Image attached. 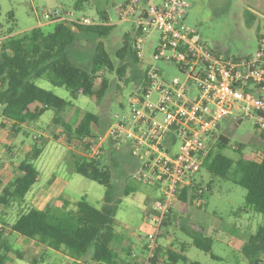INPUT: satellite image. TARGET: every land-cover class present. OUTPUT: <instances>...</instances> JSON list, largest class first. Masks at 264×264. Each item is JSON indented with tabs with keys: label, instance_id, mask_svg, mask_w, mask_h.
Returning a JSON list of instances; mask_svg holds the SVG:
<instances>
[{
	"label": "rangeland",
	"instance_id": "374dc122",
	"mask_svg": "<svg viewBox=\"0 0 264 264\" xmlns=\"http://www.w3.org/2000/svg\"><path fill=\"white\" fill-rule=\"evenodd\" d=\"M126 1L87 0L79 11L74 9L76 0H0V43L7 37L6 33L11 26L13 27L11 36L20 37L38 24L47 23L43 18L46 13L60 12L69 19L81 17L99 19L97 12L105 11L109 20L106 23L101 21L113 26V31L104 39L88 34L80 35L71 50V60L82 69L89 70L93 46L102 42L115 67H118L120 61L115 58L116 50L122 46L125 34L133 36L137 30L134 18L121 22L116 15V9ZM187 1L190 7L183 23L195 33L196 40L222 56L241 58L254 54L259 46V39L264 34V0ZM250 17L253 19L248 23ZM52 28V24L44 26L47 32ZM157 37L155 32L142 36L140 60L137 65L133 66L132 63L129 65L122 79L116 74H107L110 87L99 105L82 95L73 100L64 88L54 87L43 79H34L33 82L36 86L71 102L80 111L98 115L99 127H94V131L103 133L110 123H114L115 115L123 111L128 112L130 98L135 96L145 83L148 69L160 70L163 77L169 80L172 78L184 80V76L173 65L162 60H153L152 54L156 48ZM133 42L134 40L131 42L132 45ZM150 99H156L154 93ZM53 117L54 111L47 110L35 123L23 127V131L19 133H14L7 124L5 127L0 125V197L4 189L11 190L9 186L18 176V165L31 157L35 146L42 149L40 156L32 161L38 171V180L25 195L24 202L21 205H11L10 208L0 204V224L3 226L0 233L8 229L4 223L12 224L18 215L36 208L37 201L43 197H48V207L54 209L52 213L57 216L63 215V211L56 209L62 205L60 198L69 201L71 209L81 199H85L97 209L103 204L105 188L70 171V163L66 160L69 144L61 136L60 127L52 123ZM2 119L0 115V123ZM217 136L229 141L232 150H225L224 153L233 159L236 158L233 151L237 149V144L244 146V153L257 161L264 152V137L256 129L253 119L244 118L239 122H233L228 118L221 124ZM124 148L123 146L120 150H125ZM129 161L134 163L136 160L129 155L112 160L107 151L100 158L101 164L111 169L116 192L122 193L125 186L132 189L127 196L116 193L120 202L114 218V230L118 234L114 250L119 252L120 245L130 247L131 257L127 258L126 262L146 264L147 252L142 247L146 245L147 236L153 233L154 229L148 219L146 220L144 211L149 202L161 197V191L159 186L145 184L138 180L135 172L127 170L125 166ZM194 177L196 181L203 180L202 197L192 204L177 202L172 205L168 224L161 227V236L157 241L161 250L160 264L164 259V253L171 247L184 249L183 255L187 263L182 264L190 262L248 264L241 253V247L259 227L264 228V215L244 207L246 191L231 180L211 177L203 170ZM180 221H189L204 228L205 237L212 241L210 253H205L192 245L191 239L181 230ZM13 235V240L15 238L28 240L16 233ZM8 241L11 244L8 264H68L69 262L64 255L52 249H47L46 252L41 250L24 252L12 239ZM14 253L24 255L26 260L15 258L16 255H12ZM119 255L122 260L127 257L123 251H120ZM211 255L218 259L212 258ZM136 257L141 258V261H137ZM87 262L91 264L88 258Z\"/></svg>",
	"mask_w": 264,
	"mask_h": 264
},
{
	"label": "trees",
	"instance_id": "16d2710c",
	"mask_svg": "<svg viewBox=\"0 0 264 264\" xmlns=\"http://www.w3.org/2000/svg\"><path fill=\"white\" fill-rule=\"evenodd\" d=\"M86 1L76 0L74 9L80 11ZM97 13L99 19L105 23L109 20L105 11ZM9 19L11 20L12 17L10 16ZM252 19V17L248 18V23ZM50 24L53 28L49 32L45 31L44 26L35 27L20 37L11 36L13 33L11 26L6 33L7 37L0 43V115L12 124L14 133H19L23 125L35 123L47 110H53L52 123L60 127V134L64 140L68 144L80 143L82 138L93 133L94 127H99L100 117L80 111L71 102L36 86L33 80L43 79L54 87L64 88L73 100L82 95L99 105L110 87L107 74H116L122 79L131 63L133 66L138 64L140 59L134 45L139 31L136 30L133 36L124 35L123 44L115 53V58L120 61L118 67H115L103 43L98 42L93 46L91 67L86 70L75 65L71 60V50L79 36L88 34L104 39L110 35L114 27L110 25L73 27L66 21ZM132 40H134L133 45ZM261 136L263 137V134ZM237 146L233 151L236 158L233 159L224 153L225 150H232L229 141L218 136L200 171H205L211 177L231 180L245 189L244 207L264 215V152L257 161L244 153V146L241 144ZM106 147L97 158H87L70 149L66 156L71 172L105 188L103 204L99 209L87 203L85 199L76 202L71 209L69 208L71 203L60 198L62 205L56 209L63 211L62 216L54 215L52 211L55 210L49 207L43 211L32 208L18 215L12 224L3 222L4 225L10 232L63 253L74 261H80L79 264H87V258L91 264H129L119 257L117 250H114L116 239L114 218L120 202L116 193L127 196L132 189L125 186L122 193L116 192L111 169L103 166L100 158L106 151L112 160L120 156L132 157V155L127 147L123 151L115 150L110 144ZM41 152L42 149L35 146L31 157L18 165V176L9 186L11 190L4 189L0 197L2 206L7 208L24 202L25 195L38 180V171L32 161L37 159ZM126 167L134 173L137 170V162L129 161ZM202 185L203 180L196 181L194 176L190 177L179 189L173 204L194 203L202 197L204 190ZM171 212L172 210L164 225L168 224ZM179 226L191 239L195 248L210 253L212 241L205 237L204 228L189 221H180ZM10 251L11 245L4 238V233H0V264H8ZM183 252L182 247L179 250L171 247L164 253L161 264L187 263ZM128 253L127 250L126 255ZM241 253L248 264H264L263 227H259L254 235L248 237L241 247ZM160 255L161 250L158 247L150 264H160ZM211 256L218 259L214 255ZM17 258L22 259V256L17 254Z\"/></svg>",
	"mask_w": 264,
	"mask_h": 264
},
{
	"label": "built area",
	"instance_id": "2783aa9c",
	"mask_svg": "<svg viewBox=\"0 0 264 264\" xmlns=\"http://www.w3.org/2000/svg\"><path fill=\"white\" fill-rule=\"evenodd\" d=\"M189 7L187 0H127L116 9L119 21L135 19L138 58L142 36L155 32L153 60L173 65L184 80H169L160 70L148 69L145 83L130 98L128 112L115 115L103 133L93 130L80 143L69 144L70 150L87 158L100 157L108 144L115 150L127 147L137 162L138 180L160 187L161 197L149 202L144 211L154 229L147 236L146 264L159 247L161 227L179 189L201 170L221 124L228 118L233 122L250 118L264 134V34L252 55H219L185 27ZM43 18L48 23L66 21L73 27L106 25L98 18L69 19L60 12L46 13ZM153 93L155 100L150 99Z\"/></svg>",
	"mask_w": 264,
	"mask_h": 264
},
{
	"label": "crops",
	"instance_id": "0c3cea01",
	"mask_svg": "<svg viewBox=\"0 0 264 264\" xmlns=\"http://www.w3.org/2000/svg\"><path fill=\"white\" fill-rule=\"evenodd\" d=\"M50 23H44V24H38V26L37 27H41V26H46V25H49ZM5 124H7V125H9L10 127H11V123L9 122V121H7V120H5V119H2V122L0 123V125H1V127H5ZM33 123H30V124H25V125H23L22 126V130L21 131H23V127H26L27 125H32ZM263 137H264V134H263ZM123 151V150H122ZM48 201H49V199H48V197H46V198H41V199H39L38 201H37V207H36V209H38V210H45L47 207H48ZM10 208V207H9ZM16 220V219H15ZM8 228V227H7ZM4 233V238L8 241V240H11L12 239V241L13 242H15L19 247H21L22 248V250H24V252H27V251H30V250H34L35 252H38L39 250H41V251H44V252H46V250L47 249H49V248H47V247H45V246H43V245H40V244H38L37 242H35V241H33V240H30V239H28L27 241H23L22 239H20V238H15V240H13V233L12 232H10L9 231V228L8 229H5V231L3 232ZM116 237L118 238V234L116 233ZM30 240V241H29ZM9 242V241H8ZM10 244V243H9ZM11 245V244H10ZM143 249H145V245L142 247ZM128 250V254H127V257H126V259H125V261L127 260V258H129V257H131V248L130 247H126L125 245H120L119 246V252L120 251H123L125 254H126V251ZM146 250V249H145ZM56 252V251H55ZM11 252H9L8 253V255L10 254ZM56 253H60V252H56ZM60 254H62V255H64L63 253H60ZM12 255H16V257L15 258H17V254H12ZM11 255V256H12ZM21 256H22V259H20V260H26L25 259V257H24V255H22V254H20ZM13 257V256H12ZM64 257L67 259V260H69V262H68V264H74V263H80V261H74L73 259H71L70 257H68V256H66V255H64ZM119 257H120V255H119ZM133 257V256H132ZM135 257V256H134ZM120 258H122V257H120ZM136 259H137V261H141V258H137L136 257ZM42 261H43V259H41ZM28 261V260H27ZM88 264V263H87Z\"/></svg>",
	"mask_w": 264,
	"mask_h": 264
}]
</instances>
